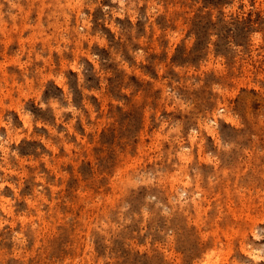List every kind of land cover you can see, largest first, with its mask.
Listing matches in <instances>:
<instances>
[{
	"label": "rangeland",
	"instance_id": "374dc122",
	"mask_svg": "<svg viewBox=\"0 0 264 264\" xmlns=\"http://www.w3.org/2000/svg\"><path fill=\"white\" fill-rule=\"evenodd\" d=\"M0 264H264V0H0Z\"/></svg>",
	"mask_w": 264,
	"mask_h": 264
}]
</instances>
